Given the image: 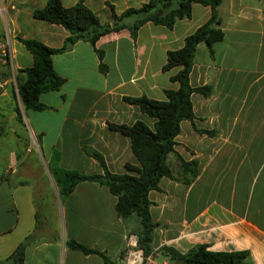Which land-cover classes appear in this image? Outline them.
<instances>
[{
	"label": "crops",
	"instance_id": "crops-1",
	"mask_svg": "<svg viewBox=\"0 0 264 264\" xmlns=\"http://www.w3.org/2000/svg\"><path fill=\"white\" fill-rule=\"evenodd\" d=\"M76 1L60 0L64 6ZM144 1L82 0L101 23L110 22L107 3L120 12ZM45 2L0 0V34L8 35L12 51V63H0L6 80L1 101L11 87L17 96V69L32 64L21 38L60 47L69 35L61 24L33 16ZM215 11L222 37L210 46L196 43L188 72L189 84L208 86L209 93H190L193 117L179 121L173 151L165 157L176 177L177 156L194 159L196 174L188 182L161 176L148 190V211L157 225L142 264H169L161 245L184 251L195 243L247 250L243 264H264V0H222ZM210 13V6L193 2L189 15L170 28L146 21L134 37L123 27L99 35L94 44L76 39L51 55L63 82L38 94L43 108L21 109L35 152H12L16 163L0 172V262L23 241L22 264H105L99 253L68 247L65 241L73 239L122 263L126 234L140 228L137 214L119 215L115 196L94 180L78 181L60 198L52 155L60 167L82 173L102 172L87 149L100 153L112 172L124 171L125 162L138 165L129 137L109 123L152 125L153 118L123 97L164 99L163 89L176 88L169 75L179 67L161 68L166 51L180 47Z\"/></svg>",
	"mask_w": 264,
	"mask_h": 264
},
{
	"label": "trees",
	"instance_id": "trees-1",
	"mask_svg": "<svg viewBox=\"0 0 264 264\" xmlns=\"http://www.w3.org/2000/svg\"><path fill=\"white\" fill-rule=\"evenodd\" d=\"M222 0H146L137 7H127L116 12L113 5L107 3L110 10V22L101 23L97 15L82 0L64 6L60 0H46L43 6L32 12L35 18L51 23L61 24L68 32L64 43L60 47H50L34 38H21L26 50L32 56V64L18 68L15 74V91L22 109H41L44 107L38 100L42 91L57 89L63 82L51 63V55L66 49L76 39H83L91 44L99 35L120 28H127L132 37L140 25L146 21L162 24L170 28L178 18L188 16L193 2L208 5L211 13L208 19L198 25L183 38L178 48L168 49L161 68H179L169 75L171 81L177 82L176 88L163 89L164 99L150 98L145 95L124 96L123 98L139 107L147 116L153 118L152 125L142 120H135L131 124L109 123L121 133L127 135L130 146L138 161V165L125 162L122 172L109 171L102 155L92 149L87 151L98 161L102 168L100 173H82L75 169L63 168L57 165L55 152L50 163L52 179L57 186L58 196H66L81 180H94L105 185L115 196L114 208L116 212L125 216L131 212L137 214L140 228L135 232L137 244L144 255L152 252V231L157 225L149 211L147 192L156 188L161 176L176 177L165 162L166 154L173 151L174 136L179 131L181 119H192L193 111L190 93L193 91L203 94L209 93L208 86H191L188 81L194 47L202 41L210 46L212 42L221 39L222 30L218 26L219 18L215 6ZM99 58L98 67L104 69ZM15 116L19 118V108L14 107ZM179 159V178L188 182L196 174L197 163L194 159ZM66 245L81 252L99 253L105 264H113L101 252L88 247L73 239H67ZM24 244L19 242L10 254L0 264H22ZM158 251L167 257L169 264H243L248 260L247 250H212L206 243H195L184 251L170 245H161Z\"/></svg>",
	"mask_w": 264,
	"mask_h": 264
},
{
	"label": "rangeland",
	"instance_id": "rangeland-1",
	"mask_svg": "<svg viewBox=\"0 0 264 264\" xmlns=\"http://www.w3.org/2000/svg\"><path fill=\"white\" fill-rule=\"evenodd\" d=\"M15 106L19 108V118L15 116ZM21 109V103L11 87L5 101L0 99V172L4 171L5 174L9 170L7 165L16 163L12 152L21 155L27 153L30 154L29 157L35 152L32 136L24 120L25 111ZM25 147H29L31 152L28 153Z\"/></svg>",
	"mask_w": 264,
	"mask_h": 264
},
{
	"label": "built area",
	"instance_id": "built-area-1",
	"mask_svg": "<svg viewBox=\"0 0 264 264\" xmlns=\"http://www.w3.org/2000/svg\"><path fill=\"white\" fill-rule=\"evenodd\" d=\"M0 63H12V51L8 35L0 34ZM5 83L6 80L0 77V95L5 90ZM146 257L147 256L143 254L142 249L137 244L136 233L128 232L125 236L124 256L121 264H142Z\"/></svg>",
	"mask_w": 264,
	"mask_h": 264
}]
</instances>
